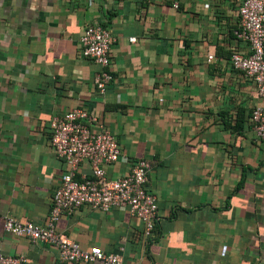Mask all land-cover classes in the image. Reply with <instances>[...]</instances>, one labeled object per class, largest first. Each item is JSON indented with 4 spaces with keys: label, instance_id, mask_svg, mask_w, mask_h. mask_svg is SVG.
I'll return each instance as SVG.
<instances>
[{
    "label": "crops",
    "instance_id": "crops-1",
    "mask_svg": "<svg viewBox=\"0 0 264 264\" xmlns=\"http://www.w3.org/2000/svg\"><path fill=\"white\" fill-rule=\"evenodd\" d=\"M241 1L0 0L2 252L24 254L25 264H101L62 263L53 244L4 229L5 217L45 224L68 170L49 143V120L82 107L121 148L102 165L108 178L149 162L158 219L146 240L127 208L83 204L60 214L57 232L123 264H264V140L251 119L263 100L230 66L233 53L250 54L234 36ZM96 24L114 39L104 94L80 44ZM76 175L90 176L89 164Z\"/></svg>",
    "mask_w": 264,
    "mask_h": 264
},
{
    "label": "built area",
    "instance_id": "built-area-1",
    "mask_svg": "<svg viewBox=\"0 0 264 264\" xmlns=\"http://www.w3.org/2000/svg\"><path fill=\"white\" fill-rule=\"evenodd\" d=\"M238 16L234 36L247 44L250 54L233 53L230 66L255 82L256 93L263 102L252 108L251 119L257 138L264 140V0H242ZM113 41L109 29L98 24L85 26L80 37L82 55L99 67L94 78L99 94L105 93L113 77L108 70ZM49 127V143L67 164L68 170L54 190L47 220L43 225L5 217L4 229L32 242L53 244L62 263L98 261L101 264H123L118 254L106 253L97 246L82 248L78 242L57 232L55 223L62 212L83 204L101 211L125 207L142 222L144 239H151L158 217L157 198L146 186L149 162L140 158L127 175L108 178L102 165L117 161L121 148L110 129L92 110L71 108L62 115L52 116ZM82 162L89 164L90 176L76 175ZM26 261L24 254L8 255L0 250V264H25Z\"/></svg>",
    "mask_w": 264,
    "mask_h": 264
}]
</instances>
